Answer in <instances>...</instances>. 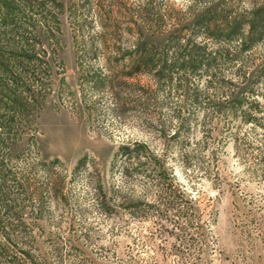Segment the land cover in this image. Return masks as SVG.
Here are the masks:
<instances>
[{
  "label": "rangeland",
  "instance_id": "obj_1",
  "mask_svg": "<svg viewBox=\"0 0 264 264\" xmlns=\"http://www.w3.org/2000/svg\"><path fill=\"white\" fill-rule=\"evenodd\" d=\"M59 1L62 61L56 84L61 91H55L52 105L38 112L34 124L37 156L30 151L14 163L2 160L17 170L27 166L30 182L41 183L38 194L31 193L29 187L19 199L24 205V221L35 223L34 238L19 239V244L29 249L27 258L11 252L10 241H2L6 248L0 254V264H10V252L16 261L30 264H264V131L242 123L234 131L237 136H229L214 124L203 129L198 116L199 122L191 120L186 138L166 139L155 127L146 126H157V115L151 118L133 105L119 113L113 109L107 88L91 91L85 80L92 71L107 73L108 60L101 51L104 46L96 39L99 32L109 36L107 47L126 48L133 44L138 30L163 31L175 26L167 17L158 26L153 24V9L145 15L139 4L151 1L160 11L164 4L183 10L192 0ZM259 1L263 0H225L235 15L248 13ZM202 3L199 0L195 6ZM247 27L246 22L240 26ZM253 52L254 56L264 53V39ZM78 53H83L80 59ZM137 79L146 81L142 75ZM258 88L256 99L264 103L260 94L264 82ZM163 96L160 90L157 99ZM156 111L159 119L172 127L169 106ZM126 138H140L151 145L156 158L150 166L163 171L161 181L170 178L184 195L193 198L187 216L182 203L179 209L167 208L158 189L160 183L152 176L122 169L123 162L114 152L117 143ZM79 157L84 158L83 163L77 164ZM54 158L57 160L52 161ZM45 162L51 164L47 169L42 168ZM31 166L34 168L28 169ZM50 176L58 182L54 190L47 186ZM97 182L112 207L109 211L99 209L94 195ZM120 196L139 203L137 207L122 204ZM155 209L169 217H158Z\"/></svg>",
  "mask_w": 264,
  "mask_h": 264
},
{
  "label": "trees",
  "instance_id": "obj_2",
  "mask_svg": "<svg viewBox=\"0 0 264 264\" xmlns=\"http://www.w3.org/2000/svg\"><path fill=\"white\" fill-rule=\"evenodd\" d=\"M198 1L192 0L183 10L164 4L163 13L151 1L139 4V11L145 15L153 9V24L158 26L167 17L175 26L163 31L138 30L133 44L126 48L107 47L109 36L99 32L96 39L104 46L101 51L108 60L107 73H88L85 80L90 83V90L98 93L107 88L113 109L119 113L133 105L151 118L157 115L158 127L151 123L146 126L155 127L166 139L186 138L191 120L198 121V116L203 129L214 124L215 128L228 131L229 136H237L234 131L242 123L264 131V103L256 99L258 85L264 82V53L253 54L256 44L264 39V0L254 3L248 13L237 15L227 9L225 0H203L195 6ZM61 6L59 0H0V254L6 248L2 241H10L14 248L11 252L27 258L29 249L20 245L19 239L34 238L35 223L24 221V205L19 199L26 196L29 187L31 193L38 194L41 183L30 182L27 166L17 170L13 164H2V160L14 163L30 151L37 156L34 124L38 112L52 105L55 91H61L56 84L62 61L57 19ZM73 21L76 23L77 18ZM243 22L246 29L240 28ZM189 24L196 27L189 28ZM79 54L77 59L83 53ZM123 58L128 61H118ZM140 75L146 78L144 83H139ZM160 90L164 93L162 100L157 99ZM260 94L264 96L263 91ZM164 105L169 106L173 119L170 128L156 111ZM154 151L143 139L126 138L117 143L114 157H120L125 172L140 170L152 176L162 186L158 189L167 208L176 210L182 203L187 216L193 198L184 195L170 178L161 181L163 171L150 166L156 158ZM83 159L79 157L77 164L83 163ZM145 162L150 167L144 166ZM50 163L45 162L42 168H49ZM57 183L50 176L47 186L54 190ZM94 195L99 209H112L99 182L94 185ZM118 201L132 207L139 203L137 199L127 202L122 196ZM155 211L158 217H169L160 209ZM11 252L7 255L10 264H30L26 260L16 261Z\"/></svg>",
  "mask_w": 264,
  "mask_h": 264
}]
</instances>
